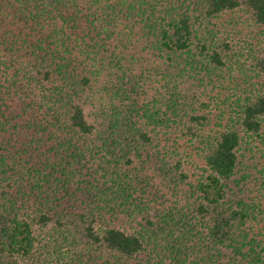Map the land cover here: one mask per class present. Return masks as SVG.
I'll return each instance as SVG.
<instances>
[{
    "label": "trees",
    "instance_id": "16d2710c",
    "mask_svg": "<svg viewBox=\"0 0 264 264\" xmlns=\"http://www.w3.org/2000/svg\"><path fill=\"white\" fill-rule=\"evenodd\" d=\"M0 264H264V0H0Z\"/></svg>",
    "mask_w": 264,
    "mask_h": 264
}]
</instances>
